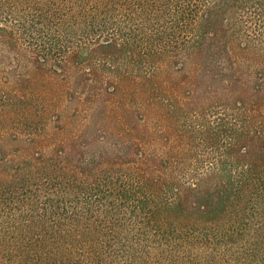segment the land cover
<instances>
[{"label":"trees","instance_id":"trees-1","mask_svg":"<svg viewBox=\"0 0 264 264\" xmlns=\"http://www.w3.org/2000/svg\"><path fill=\"white\" fill-rule=\"evenodd\" d=\"M151 254L264 264V0H0V264Z\"/></svg>","mask_w":264,"mask_h":264},{"label":"rangeland","instance_id":"rangeland-1","mask_svg":"<svg viewBox=\"0 0 264 264\" xmlns=\"http://www.w3.org/2000/svg\"><path fill=\"white\" fill-rule=\"evenodd\" d=\"M75 40H78V39L76 37L73 39V36L69 39V41H75ZM63 101L65 102L67 109L65 111H63V113H62L63 116L61 118H62V122L66 128H75L74 124L76 123L77 119L79 120L78 124H81V128H89V127L93 128V103H91V102L89 103V102H86L84 100H81L82 102H80L79 106H78L77 102L70 101V97L69 98L67 97V99H65ZM76 106L79 109H81V112H80V114H78L77 119H76V116L73 113V111H71L69 109V107H76ZM169 258H173L174 261L166 259V260L162 261L163 264H178L182 260V257H180L179 255L177 256V258H175L174 256H170ZM141 261L143 262V260H141ZM162 262L158 261L157 257L155 258L154 254H151L149 256V264H161ZM107 263H108V261H107ZM81 264H89V262H86V260H85V262L81 263ZM115 264H118V263H115Z\"/></svg>","mask_w":264,"mask_h":264}]
</instances>
